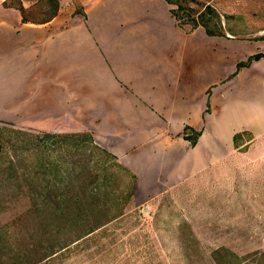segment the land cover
Here are the masks:
<instances>
[{"label": "crops", "instance_id": "1", "mask_svg": "<svg viewBox=\"0 0 264 264\" xmlns=\"http://www.w3.org/2000/svg\"><path fill=\"white\" fill-rule=\"evenodd\" d=\"M4 1L0 122L91 133L144 200L199 176L237 181L264 159V56L238 69L264 54V35L184 31L167 0H78L79 13L61 2L45 23Z\"/></svg>", "mask_w": 264, "mask_h": 264}, {"label": "rangeland", "instance_id": "2", "mask_svg": "<svg viewBox=\"0 0 264 264\" xmlns=\"http://www.w3.org/2000/svg\"><path fill=\"white\" fill-rule=\"evenodd\" d=\"M59 1L66 9L72 2L78 4V0ZM179 2L193 8L192 15L208 12L204 19L216 32L228 31L240 37L264 35V0ZM53 9L48 0H39L28 12L30 18L39 21ZM82 9L79 6L78 11ZM187 18L178 20L186 29L191 26L185 23ZM10 125L0 122V248L6 264H264L258 253L264 252V159L257 162L259 166H242L237 181L225 184L218 177L199 176L153 199L144 200L143 190H133L132 197L122 205L124 201L118 202L116 196L128 192L127 176L102 151L94 147L75 151L65 143L49 144L48 149V143L36 138L38 131ZM14 130L31 135L23 136ZM87 159L102 163L96 170L99 176L94 186L100 200L93 209L116 217L57 254L35 251L40 243L49 245L55 238L35 225L39 217L32 210L31 197L39 189L32 187L29 179L40 175L39 170L53 182L61 177L62 170L74 178L79 174L76 182L91 187ZM9 160L15 162L16 171L4 170ZM56 165L60 166L59 172ZM251 169L258 171L251 173ZM76 192L80 194L81 189H74ZM78 208L65 204L61 211L71 216ZM106 219L99 216L98 221Z\"/></svg>", "mask_w": 264, "mask_h": 264}, {"label": "trees", "instance_id": "3", "mask_svg": "<svg viewBox=\"0 0 264 264\" xmlns=\"http://www.w3.org/2000/svg\"><path fill=\"white\" fill-rule=\"evenodd\" d=\"M49 3L54 7L52 12L42 20H33L29 16V12L27 8L23 5L21 0H6L4 1V5L9 7H15L19 10L21 14L22 22L24 23H45L50 20H52L59 12L61 8V2L59 0H48ZM168 3L171 5V11L173 13V16L175 17L177 21V25L179 28L183 29L184 31H192L196 29L199 26H203L209 34H223L224 32L221 31H214L211 29V27L208 25V22L206 19H204V16L207 15L205 11H202L199 15H192L191 12H194V9L191 7H185L183 6L179 1L180 0H167ZM77 13H79L78 8L79 6L82 7L80 4H77ZM209 10L211 12H215L214 9H212L211 6H208ZM83 11V9H82ZM181 11L183 13L181 14ZM210 12V13H211ZM182 16H187L188 18L185 20L186 24L191 25L189 28H184L181 25H179L178 20ZM264 56V54H255L253 56H250L246 61L240 62L238 64V69L242 66H248L253 59H258L260 57ZM11 126V125H10ZM15 128V127H14ZM11 129V128H9ZM17 134L20 135H31L28 131H19L14 130ZM13 131V132H14ZM200 135V132L192 133V135H186L189 140H191V143L194 145L196 144L198 137ZM236 135L235 137H237ZM39 140L44 141L45 143H48L46 148L49 149V144H58L60 143V146H63L65 144H71L73 148H75V151L82 150H88L91 147H94L95 149H98L102 151L104 154L107 155L108 159H111L115 161V164L126 174L127 180H125V188L128 190L126 195H119L116 196V200H123L124 203H121L122 205L127 202L133 194V190L135 187V181L136 176L125 166H123L118 160L117 157L111 154L106 149L98 146L91 133L84 131V132H58V133H51V132H39V134L36 136ZM65 143V144H64ZM0 149H2V144H0ZM27 160L29 161V158L27 157ZM88 160V159H87ZM88 164L86 168H88V172L90 173V183L88 187L86 185H83L81 182L77 183L75 178H79V174L74 178L70 176V173L67 171V174L64 175L63 171L61 170V177H57L56 181H50L42 176L45 172H41L37 170V177L35 179L31 178L29 179L31 186L39 189V192L35 194V196L31 197V206L34 213H36L39 217V220L36 221L37 225L36 227H39V229H46L47 235L49 237H54L55 241L50 243L49 245H43L39 244V247H35V251H43V255H54L57 254L60 250L66 249L69 245L74 243H79L81 240H84L88 237H90L98 228H100L103 224H106L107 222L111 221L116 217V215H109L108 212L105 211H99L95 212L94 207L98 205V199L100 200L98 193L95 192L94 186L97 183L99 174L96 173V170L102 165V163L99 164L98 161H95L94 159H89L86 161ZM22 164V163H21ZM20 164V165H21ZM44 165V163H42ZM28 164H25V167L29 168L31 166H27ZM42 165V166H43ZM22 166V165H21ZM59 165H56V168L59 172L60 168ZM5 171H16V164L13 160H9V164L4 168ZM7 180H11L10 178H7ZM36 180V182H35ZM80 186V187H79ZM80 188L81 193L78 194V192L74 193V189ZM52 190L56 193H50L46 194L45 190ZM73 190V191H72ZM119 202V201H118ZM52 204L55 206V208H52ZM74 205L78 208V210L73 211L72 215H68L70 212H66L65 210L61 211V207L63 205ZM85 208H91V210H84ZM99 216H107L106 221H98ZM47 227H50L47 229ZM64 234V235H63ZM39 235V234H38ZM40 236V235H39ZM48 237V238H49ZM42 240V236H41ZM260 255L263 256L262 259H264V252H258ZM0 264H6L5 260L2 258L1 254V248H0ZM16 264V263H14ZM242 264H246L244 261Z\"/></svg>", "mask_w": 264, "mask_h": 264}]
</instances>
